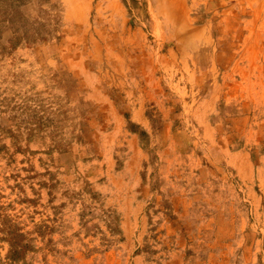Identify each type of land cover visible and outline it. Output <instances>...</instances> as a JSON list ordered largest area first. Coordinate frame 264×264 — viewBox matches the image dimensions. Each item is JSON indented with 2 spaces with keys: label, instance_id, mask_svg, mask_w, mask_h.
I'll return each mask as SVG.
<instances>
[{
  "label": "rangeland",
  "instance_id": "374dc122",
  "mask_svg": "<svg viewBox=\"0 0 264 264\" xmlns=\"http://www.w3.org/2000/svg\"><path fill=\"white\" fill-rule=\"evenodd\" d=\"M168 2L0 0V264H264V0Z\"/></svg>",
  "mask_w": 264,
  "mask_h": 264
},
{
  "label": "crops",
  "instance_id": "0c3cea01",
  "mask_svg": "<svg viewBox=\"0 0 264 264\" xmlns=\"http://www.w3.org/2000/svg\"><path fill=\"white\" fill-rule=\"evenodd\" d=\"M156 3L161 4V6H166V10L167 12L164 11H160L159 15L161 20L165 19L168 21V17L170 15V12H168V7H171L169 4V0H154ZM178 7H177V12L179 11L180 14L185 15V0H178ZM185 22L182 24V26H184ZM152 26H153V22H152ZM173 26V25H172ZM200 29H204L201 28V26H195V27H191V26H187L185 25L184 27L181 26H176L175 28H173V32L176 34H184L186 37H191L193 39V37L195 35H199L200 36L203 34V30ZM163 33V32H162ZM148 34L153 35L154 34V29L152 27H150ZM194 44V43H193ZM192 44V45H193ZM262 48H264V42H260ZM182 45H184L182 43ZM196 46V47H195ZM175 51H183V49H179V46H175ZM194 50L199 51H207L209 53V55H211L212 53L215 52V50L219 49L218 47L210 44V42H206V43H195L193 46ZM177 55V54H176ZM178 56V55H177ZM172 59V56L168 55L165 52H162L160 55H154L153 52L148 51V71L146 74V77H144L143 79V83L145 84L144 87V92L146 95V99L151 98L152 94L151 92L153 91L154 86H157V84L159 83H163V79L164 77H167L166 74V70L171 66L169 65L170 63H168L170 60ZM211 59L208 58V61H210ZM212 62L207 63V65H210ZM212 65H214V63H212ZM197 76H196V80H200L201 81V77L199 76L202 75V77H204V72H197ZM143 92V91H142ZM213 93V95H212ZM142 94L139 93L138 99ZM216 98V96L214 95V92L212 89L207 90L206 94H204L201 97L202 101H211L213 102L214 99ZM135 103H137L136 105H134L132 107V109L130 110V114L131 115H136V122L142 124L143 120L141 119V117H139V114L142 113L141 110V105L139 101H136ZM200 109L198 110V113H200ZM131 120V118H130ZM133 121V120H131Z\"/></svg>",
  "mask_w": 264,
  "mask_h": 264
}]
</instances>
